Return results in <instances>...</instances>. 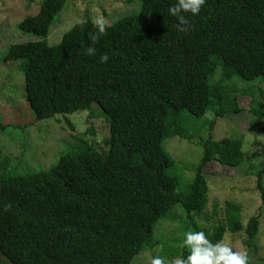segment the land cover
Returning <instances> with one entry per match:
<instances>
[{
    "label": "trees",
    "instance_id": "trees-1",
    "mask_svg": "<svg viewBox=\"0 0 264 264\" xmlns=\"http://www.w3.org/2000/svg\"><path fill=\"white\" fill-rule=\"evenodd\" d=\"M69 1L44 0L20 29L46 38ZM174 3L141 0L138 14L104 24L94 45L87 20L56 46L43 39L9 49L7 60L25 62L26 98L37 121L78 112L94 118L98 107L110 124L107 149L81 141L46 171L0 176V256L11 264H132L159 245L155 225L174 206L190 222L203 216L210 191L206 166L242 164L243 140L216 141L211 121L197 142L202 161L196 176L180 192L163 143L189 139L185 113L195 119L210 112L215 119L239 115V96L253 90L241 92L227 82H264V0H206L198 15L187 17V33L168 14ZM88 46L96 49L91 57L84 54ZM105 53L109 60L101 64ZM251 114L264 129V105L255 100ZM241 213L228 203L224 221L197 231L216 243L227 230L237 235L243 229L250 244L258 218L244 226ZM187 255L186 249L181 259Z\"/></svg>",
    "mask_w": 264,
    "mask_h": 264
},
{
    "label": "rangeland",
    "instance_id": "rangeland-1",
    "mask_svg": "<svg viewBox=\"0 0 264 264\" xmlns=\"http://www.w3.org/2000/svg\"><path fill=\"white\" fill-rule=\"evenodd\" d=\"M43 1L0 0V125L3 126L0 129V176L3 173L23 175L46 171L66 154L78 150L81 141L107 149L106 141L110 138V124L98 107H95L94 118H90L88 112H78L37 121L26 98L25 62L7 60L9 49L16 44L43 39L49 46H56L79 23L93 22L99 17L104 24H112L138 14L141 9V0H71L55 18L48 36L43 38L26 33L19 26L25 18L37 14ZM227 83L235 85L241 92L253 90V94L239 96L242 112L218 119L213 117V112L202 119L185 113L182 122L187 125L189 139L169 138L163 147L174 161L169 173L177 179L180 192H184L196 176L202 161V150L197 142L208 135L211 121H215L212 135L216 141L225 138L243 140L242 164L236 169L219 162L206 166L203 174L210 191L203 216L190 222L184 209L180 205L174 206L155 225L153 238L159 245L140 253L132 264H150L155 256H161L165 264L181 259L187 249L182 247L184 232L224 221L228 203L241 209L244 226L253 217L258 218L259 225L257 236L249 240L250 244H247V234L241 232L243 229L237 235L227 230L225 242L234 251L247 253L248 264H264V200L258 189L257 175L262 173L264 186V129L251 114L255 100L264 105V82L242 83L235 78ZM0 264L11 263L0 256Z\"/></svg>",
    "mask_w": 264,
    "mask_h": 264
},
{
    "label": "clouds",
    "instance_id": "clouds-1",
    "mask_svg": "<svg viewBox=\"0 0 264 264\" xmlns=\"http://www.w3.org/2000/svg\"><path fill=\"white\" fill-rule=\"evenodd\" d=\"M206 0H175L168 8V14L177 21V30L187 33L191 29L188 16H196L205 5ZM94 31L88 36L90 44H95L105 32L104 23L97 17L93 21ZM96 49L88 46L84 49L86 56H93ZM109 57L105 54L99 55V63L108 62ZM182 247L188 249V255L184 259H176L173 264H248V256L245 252H237L225 242L224 239L216 243L210 242L203 231H186L183 234ZM150 264H165L161 256H155Z\"/></svg>",
    "mask_w": 264,
    "mask_h": 264
}]
</instances>
